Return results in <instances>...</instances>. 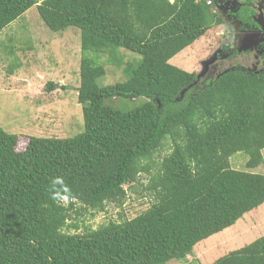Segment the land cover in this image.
Instances as JSON below:
<instances>
[{
	"label": "trees",
	"instance_id": "trees-1",
	"mask_svg": "<svg viewBox=\"0 0 264 264\" xmlns=\"http://www.w3.org/2000/svg\"><path fill=\"white\" fill-rule=\"evenodd\" d=\"M36 7L53 33L80 31L77 102L83 131L72 138H18L0 129V264L185 262L202 241L264 205V73L230 68L198 83L171 60L221 24L205 0H0V33ZM123 52V53H122ZM93 53L94 58H87ZM105 63L123 82L99 85ZM102 80V79H101ZM57 87L47 85L51 91ZM146 102L130 111L104 101ZM169 144L136 218L69 234L79 203L103 212ZM62 183H56L57 179ZM63 200L69 203L63 204ZM212 264H264V236Z\"/></svg>",
	"mask_w": 264,
	"mask_h": 264
},
{
	"label": "rangeland",
	"instance_id": "rangeland-1",
	"mask_svg": "<svg viewBox=\"0 0 264 264\" xmlns=\"http://www.w3.org/2000/svg\"><path fill=\"white\" fill-rule=\"evenodd\" d=\"M218 13L220 15V11ZM233 24L232 18L221 16L220 25L210 28L202 38L175 56L171 64L195 73L201 84L207 67L219 59L218 56L229 55L230 51L222 47L231 39L235 40ZM255 40L253 37L252 41ZM85 55L94 58L93 53ZM81 56L80 31L68 28L60 33L51 32L40 19L36 7L0 33V129L17 136V151L25 149L29 138L66 139L83 131L81 106L77 102ZM105 60V56L99 60L106 69L99 85L123 82L120 69ZM233 65H225L221 71L233 68ZM47 85L57 88L49 91ZM145 102L143 99H111L104 101V105L130 111ZM170 152L167 143L150 160L141 163L143 168L149 166L150 173L141 172L137 182L124 187L126 198L122 203H107L105 210L98 213L86 211L76 203L68 225L76 226L77 230L71 229L68 233L82 234L87 229L97 230L109 223L119 224L148 210L153 199L145 187L158 164ZM262 156L263 164L254 170L245 168L248 156L244 153L235 154L229 163L233 170L264 175V151ZM63 204L69 205L65 200ZM263 236L264 205L245 214L233 227L197 244L185 262L170 261L167 264H212Z\"/></svg>",
	"mask_w": 264,
	"mask_h": 264
},
{
	"label": "flooded vegetation",
	"instance_id": "flooded-vegetation-1",
	"mask_svg": "<svg viewBox=\"0 0 264 264\" xmlns=\"http://www.w3.org/2000/svg\"><path fill=\"white\" fill-rule=\"evenodd\" d=\"M212 3L213 12L220 21L221 16L233 19L235 40L231 39L222 47L230 51L229 55L223 53L207 67L201 84L218 76L225 65L234 64L233 68L248 73H264V0H212ZM253 37L255 41H252Z\"/></svg>",
	"mask_w": 264,
	"mask_h": 264
},
{
	"label": "built area",
	"instance_id": "built-area-1",
	"mask_svg": "<svg viewBox=\"0 0 264 264\" xmlns=\"http://www.w3.org/2000/svg\"><path fill=\"white\" fill-rule=\"evenodd\" d=\"M173 1V0H170ZM207 6H212V0H205Z\"/></svg>",
	"mask_w": 264,
	"mask_h": 264
},
{
	"label": "clouds",
	"instance_id": "clouds-1",
	"mask_svg": "<svg viewBox=\"0 0 264 264\" xmlns=\"http://www.w3.org/2000/svg\"><path fill=\"white\" fill-rule=\"evenodd\" d=\"M208 7H213V3H212V6H208ZM55 182L56 183H62V180L58 178Z\"/></svg>",
	"mask_w": 264,
	"mask_h": 264
},
{
	"label": "crops",
	"instance_id": "crops-1",
	"mask_svg": "<svg viewBox=\"0 0 264 264\" xmlns=\"http://www.w3.org/2000/svg\"><path fill=\"white\" fill-rule=\"evenodd\" d=\"M171 62H172V60H171Z\"/></svg>",
	"mask_w": 264,
	"mask_h": 264
}]
</instances>
